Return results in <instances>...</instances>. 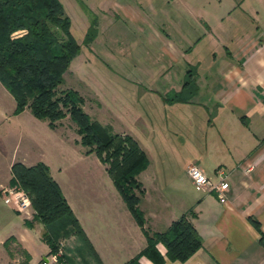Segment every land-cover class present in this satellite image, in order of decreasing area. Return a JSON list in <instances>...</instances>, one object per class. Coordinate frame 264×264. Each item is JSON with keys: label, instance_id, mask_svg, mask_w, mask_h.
Instances as JSON below:
<instances>
[{"label": "rangeland", "instance_id": "obj_1", "mask_svg": "<svg viewBox=\"0 0 264 264\" xmlns=\"http://www.w3.org/2000/svg\"><path fill=\"white\" fill-rule=\"evenodd\" d=\"M60 1L82 48L71 61L58 95L68 88L78 90L86 99L85 110L97 124H111L116 132L125 130L138 139L151 162L144 181L152 194H158L159 188L176 198L202 193L189 178L187 165L207 153L209 129L202 125L196 106L166 105L155 91L164 93L167 87H176L182 71L192 68V55L181 57L180 52H174L169 56L167 50L171 45L191 48L196 43L200 26L192 22L202 15L209 16L208 4L204 0ZM95 18L98 35L86 46L83 40ZM209 62L206 58L203 65ZM15 108L13 95L0 82V178L8 174L10 163L19 157V124L28 126L27 114H32L27 111L19 117ZM61 120L65 126L61 130L69 140L41 136L45 143L39 147L42 153L35 151L32 155L34 159L42 158L39 162L48 165L68 203L70 200L77 214L82 211L87 218L97 207L109 209L112 200L115 202L113 192L118 189L95 152L82 154L81 150L87 153L89 149L79 142L77 126L69 114ZM24 142L26 146L27 138ZM11 178L0 187V264H12L11 258L19 262L21 249L11 235L19 237L27 220L39 223L38 229L43 224L36 219L32 201L28 214L4 201L7 188H22L28 194L19 182L11 183ZM38 229L34 230L37 237L34 235L33 254L41 256L47 249ZM73 235L68 232L61 238L58 252L49 253V260H41L40 264H90L87 249ZM3 238L11 258L3 250ZM22 257L25 260L26 255Z\"/></svg>", "mask_w": 264, "mask_h": 264}, {"label": "crops", "instance_id": "obj_2", "mask_svg": "<svg viewBox=\"0 0 264 264\" xmlns=\"http://www.w3.org/2000/svg\"><path fill=\"white\" fill-rule=\"evenodd\" d=\"M204 2L208 4L209 16L202 15L192 22L200 26L196 43L191 48L171 45L167 50L169 56L174 52H180L181 57L192 55L194 60L189 65L198 84L197 94L188 103H166L162 98L182 89L189 69L181 70L179 85L167 87L164 93L155 92L166 105L196 106L202 125L209 130L207 153L201 154L194 163L214 181L220 179L217 170L225 171L230 184L228 200L223 203L214 193L208 192L176 198L160 188L158 194H152L144 181L149 174L145 169L138 176L145 190L140 208L145 214L146 228L156 232L166 230L183 213L191 209L194 212L190 220L202 236L201 248L187 261L170 260L165 245L159 243L157 247L166 259L164 264H264L261 242L264 233V0ZM206 58L210 62L203 65ZM27 111L32 113L26 109L19 117ZM27 122L28 126L19 124V157L10 163L8 174L0 178V187L10 181L15 162L32 166L42 159H34L32 155L35 151L42 153L39 147L45 143L41 136H52L62 142L69 140L61 130L65 127L62 120L52 128L48 120L32 113L27 114ZM119 133L130 134L125 130ZM25 138L28 146L23 145ZM81 151L86 156L93 154ZM190 164L192 162L187 166ZM150 165L151 162L147 168ZM113 193L115 202L112 200L109 209L97 207L89 215L85 214L87 218L82 211L77 214L70 200L69 203L103 264H126L136 257L137 262L130 264H153L146 255H140L148 243L144 230L120 192ZM252 219L259 222L261 230ZM27 221L19 237L11 235L14 244L21 249L18 263L11 258L4 243L6 239L1 240L12 264H40L49 256L50 247L43 240L44 225L38 229L39 223ZM35 229L46 244L47 251L41 256L33 254ZM78 243L83 247L81 241ZM23 254L25 260H21ZM87 255L89 263L94 264L89 252Z\"/></svg>", "mask_w": 264, "mask_h": 264}, {"label": "trees", "instance_id": "obj_3", "mask_svg": "<svg viewBox=\"0 0 264 264\" xmlns=\"http://www.w3.org/2000/svg\"><path fill=\"white\" fill-rule=\"evenodd\" d=\"M97 35L95 18L83 43L89 46ZM81 48L60 0H0V81L15 99V113L30 109L37 118L48 120L52 128L69 114L77 126L79 142L88 147L87 154L95 152L107 165L116 188L144 230L148 243L140 255H146L153 264H164L166 259L157 247L162 243L168 259L187 261L203 244L190 220L193 210L183 213L164 231L147 229L140 208L145 190L138 178L150 164L147 153L131 134L118 133L111 124H97L85 110L86 99L78 90L68 88L58 95L65 73ZM198 89L194 71L189 68L182 89L162 98L166 103H188ZM11 170V183L19 182L25 188L36 219L44 225L43 240L50 253L58 252L60 239L69 232L79 238L97 264H103L48 165L15 162ZM252 221L261 230L259 222ZM261 242L264 244V233Z\"/></svg>", "mask_w": 264, "mask_h": 264}, {"label": "built area", "instance_id": "obj_4", "mask_svg": "<svg viewBox=\"0 0 264 264\" xmlns=\"http://www.w3.org/2000/svg\"><path fill=\"white\" fill-rule=\"evenodd\" d=\"M187 173L197 190L202 192L214 193L218 199L225 203L228 200L230 184L226 180L224 170H217L220 176L219 181H214L208 174L196 163H192L187 168ZM4 201L12 204L19 212L29 213L31 199L22 189L7 188L4 189Z\"/></svg>", "mask_w": 264, "mask_h": 264}, {"label": "water", "instance_id": "obj_5", "mask_svg": "<svg viewBox=\"0 0 264 264\" xmlns=\"http://www.w3.org/2000/svg\"><path fill=\"white\" fill-rule=\"evenodd\" d=\"M45 260H47V261H48V258H47V257H45Z\"/></svg>", "mask_w": 264, "mask_h": 264}]
</instances>
